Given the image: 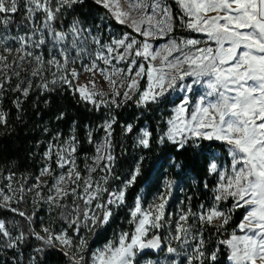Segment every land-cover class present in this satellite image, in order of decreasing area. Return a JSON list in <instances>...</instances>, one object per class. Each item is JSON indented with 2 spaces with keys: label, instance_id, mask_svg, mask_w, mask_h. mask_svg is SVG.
Wrapping results in <instances>:
<instances>
[{
  "label": "snow or ice",
  "instance_id": "6c2138e0",
  "mask_svg": "<svg viewBox=\"0 0 264 264\" xmlns=\"http://www.w3.org/2000/svg\"><path fill=\"white\" fill-rule=\"evenodd\" d=\"M94 2L106 10L102 22L115 20L131 32L104 42L78 19L65 29L66 14L84 0H0V100L7 91L19 93L12 103L23 113V103L34 90L36 78L35 90L41 94L66 86L97 111L101 106L122 107L134 98L138 107L160 105L172 93H180L158 143L170 142L179 151L188 145L202 149L203 141L220 142L231 157L230 168L221 170L212 157L207 171L218 174V182L212 189L211 204H201L193 211L189 203L175 219L174 230L172 217L166 214L172 182L166 181L165 191L147 208L137 196L129 210L130 231L121 230L102 247L92 249L89 236L80 235L81 231L86 229L94 236L110 223L115 210L125 205L126 191L136 181L140 167L138 164L118 190L106 186L115 162L111 152L115 116L101 125L106 133L103 141L95 142L91 131L88 133V142L96 144V155L91 165L85 164L87 176L76 165V137L56 143L61 139L57 133L43 153L44 163L35 183L28 185L29 176L19 183L15 173L4 177L12 195L0 189V209L27 221L28 230L22 229L21 221H10L18 230L14 235L0 220V251L14 250L12 264H43L39 257L50 249L62 252L67 264H140V258L152 251L163 253V259H147L144 264H177L173 256L182 257L179 264H221V257L225 264H264V0H175L179 15L167 0ZM17 15L22 18L17 20ZM177 23L205 38L175 37ZM95 27L99 32L101 26ZM165 37H169L167 43L159 47L150 42ZM89 44L95 49L90 50ZM82 74L89 76L83 84L79 83ZM13 77L20 81L14 88ZM98 77L109 86L110 99L98 88ZM197 86L203 91L197 92ZM64 115L61 112L56 119ZM0 125H8V114L2 109ZM132 131L133 125L128 124L125 132ZM136 140L137 146L149 149L151 132L142 129ZM53 162L61 170L68 167L57 175ZM97 170L105 173L98 181L92 175ZM45 177L52 181L46 197L42 193L48 186ZM14 183L18 187L14 188ZM29 192L36 198L34 206L43 202L49 211L65 209L61 219L67 227L57 230L41 222L40 231H36V210L29 215L12 206L22 203ZM69 196L73 198L70 207L63 203ZM229 200L230 207L226 206ZM237 210L244 214L229 232L227 226ZM165 226L169 229L166 236L161 235ZM31 239L39 244L25 257Z\"/></svg>",
  "mask_w": 264,
  "mask_h": 264
},
{
  "label": "trees",
  "instance_id": "16d2710c",
  "mask_svg": "<svg viewBox=\"0 0 264 264\" xmlns=\"http://www.w3.org/2000/svg\"><path fill=\"white\" fill-rule=\"evenodd\" d=\"M167 3L171 5L173 13L179 15L180 9L175 0H167ZM105 14L106 10L95 4L94 0H84L83 4L75 6L74 11L66 14L64 27L67 29L73 19H78L85 28H92L94 33L109 39L121 36L126 31L131 32V29L117 24L115 20L105 19L102 22L101 17ZM21 18V15L16 16L17 20ZM95 25L101 26L99 32ZM132 35L136 36L135 33ZM172 35L176 37H204L203 34L183 30L178 23ZM137 39L142 40L143 37L137 36ZM43 53L47 58L48 46L43 48ZM49 78L51 77L49 76ZM21 79L25 80L24 86H26L27 78L24 73L21 74ZM19 82L13 77L11 87L14 88ZM38 82L39 78L33 80L34 90L23 103V113H18L12 103L20 95L19 93L7 91L0 100V109L8 114V125H0V170L2 173H15L19 183L24 182L23 176L30 177L28 185L34 182L39 172L40 158L46 143L52 140L57 133L61 134V139L76 137L78 147L74 155L77 161L82 162L83 159L91 156L96 148L95 143L88 142V133L91 131L93 140L97 142L106 134L101 125L111 116L116 118L111 130V152L115 156V162L108 188L114 185H123L124 181L131 178L138 164L140 167V174L136 181L126 191L125 205L115 210L110 223L94 236L87 231L84 234L89 236L92 249L112 239L114 234L121 229H126V226L130 230L132 225H127L130 219L129 210L133 207L137 196L142 194L143 198H148L160 192L163 177H168L172 182L168 205H176L181 202L188 207L190 203L193 210H198L201 204H211L212 189L217 185V177L215 174L208 173V164L211 162L214 151H218L228 161L224 145L220 142L203 141L202 149L188 145L178 151L177 146L170 142L158 143L159 137L167 130L166 121L172 115V109L179 103L180 95L171 94L160 105L150 104L146 108L138 107L134 98L127 101L122 107L101 106L97 111L92 104L81 101L78 94L74 96L72 92L67 91L66 86L65 88L57 87L53 92L41 94L39 90H35V84ZM141 84L145 85L146 80H142ZM21 98L23 99V97ZM117 99H122V96ZM45 101L48 103L45 104ZM61 112L65 114L64 118L57 120L56 117ZM18 115L20 119H17ZM128 124L133 125L131 133L125 132V127ZM45 128H48L49 131L45 132ZM144 128L151 132V147L149 149L137 146L136 137ZM205 183L208 185L207 188L204 187ZM189 198H191L190 201ZM231 203L229 200L226 206L230 207ZM12 206L19 207L29 215L36 210L33 226L36 231H40L41 222L44 223L47 218L43 206L31 204L26 194L22 203L19 205L13 203ZM243 214V210L235 211L232 222L227 226L229 232L240 222ZM51 219L53 228H59L58 220H54L52 217ZM0 220L6 222L14 235L18 230L8 223L10 221H21L22 229L28 230L27 221L10 211L0 209ZM85 230L81 232H85ZM69 234H72L71 229H69ZM38 244V241L31 239L30 246L24 249V256L28 257L33 254V248ZM90 254L88 253V255ZM13 255L14 250L12 249L0 251V262L12 264ZM147 256H154V254ZM39 259L43 264H67V258L63 253L55 249L48 250ZM221 264H225L223 257H221Z\"/></svg>",
  "mask_w": 264,
  "mask_h": 264
},
{
  "label": "rangeland",
  "instance_id": "374dc122",
  "mask_svg": "<svg viewBox=\"0 0 264 264\" xmlns=\"http://www.w3.org/2000/svg\"><path fill=\"white\" fill-rule=\"evenodd\" d=\"M93 34L95 35V34H97V33H94L93 32ZM176 37V36H175ZM113 38V37H112ZM191 38H197V39H204L205 37H203V38H199V37H191ZM90 39V38H89ZM102 39H103V41L104 42H107V41H109L110 39L109 38H107L106 36H102ZM144 39V38H143ZM169 39V37H165V38H163V39H160V38H158V39H154V40H150V42L153 44V46L154 47H159V46H161V45H164V44H166L167 43V40ZM95 45H91V44H89V48H90V50L91 49H95ZM75 53L73 52V55H74ZM72 66H77V65H72ZM120 67H123L124 65L123 64H121V65H119ZM71 67V66H70ZM81 71H82V69H81ZM46 75H48L47 73H46ZM89 78V76L87 75V74H82L81 76H80V78H79V83H86V81H87V79ZM100 82L98 83V88H100L103 92H105L107 95H106V99L107 98H109L110 97V89H109V86L107 85V83L106 82H103L102 80H100V78L98 77L97 78ZM146 85V84H145ZM203 91V89L202 88H200L199 86H197V92H202ZM172 94H174V95H182V94H180V93H172ZM194 99H196V98H198V96H194L193 97ZM173 114V113H172ZM144 129H146V128H144ZM105 135L106 134H104L97 142H101V141H103V139H104V137H105ZM66 140H68V139H60L59 141H57L56 143H63V141H66ZM50 141H52V140H50ZM49 142V141H48ZM48 142L46 143V146H45V150H46V148H47V146H48ZM44 150V151H45ZM44 151H43V153H44ZM53 151L55 152V149H53ZM43 153L41 154V158H40V168H39V172H38V175H39V173H40V170H41V167L43 166V163H44V161H43ZM96 155V148H95V152L91 155V156H89V157H87L86 159H83V161L82 162H79V161H77L76 160V165H77V167H78V169L81 171V174L83 175V176H87L88 175V172L85 170V164L87 163V164H89V165H91L92 163H93V161H92V157H94ZM213 156H215L216 157V162L218 163V165L220 166V169L221 170H227V169H229L230 168V162H231V157H229L228 156V161L218 152V151H214L213 152V155H212V157ZM212 157H211V159H212ZM76 158V157H75ZM102 164L103 163H105L104 161H102L101 162ZM52 167H53V169L55 170V173L58 175V174H60V172L61 171H66V169H67V165L65 166V169L64 170H61V169H59V168H56V165H55V163L53 162V164H52ZM9 173H6V174H4V173H2V171L0 170V189H3V191L5 192V193H7L8 195H12V193L9 191V189L6 187V185L9 183V181H7L6 179H4V177H6L7 175H8ZM37 175V176H38ZM93 175V177H94V179L95 180H100V177L101 176H103V175H105V173L104 172H101V171H99V170H97L95 173H93L92 174ZM216 175V177H217V182H218V174H215ZM15 179H16V181H18V179L15 177ZM44 179H46V180H48V186H45L43 189H42V193H43V195L46 197L47 195H48V188L51 186V183H52V181H51V178H49V177H45ZM166 181H170V179L168 178V177H163L162 178V180H161V191L160 192H158V193H155V194H153V195H151L150 197H148V198H143V196H142V194L140 195V197L142 198V204H143V207H145V208H147L150 204H152L153 202H154V200H155V198L160 194V193H162V192H164L165 191V182ZM33 183H35V181L34 182H31L29 185H31V184H33ZM108 185H109V181H108V184L106 185L107 187H108ZM123 185H114V186H112L111 188H108L110 191H114V190H118L119 188H121ZM13 187L15 188V187H18V184L17 183H14L13 184ZM172 188V187H171ZM80 189H78V191H79ZM171 191V190H170ZM26 196L29 198V201H30V203L31 204H33V200L34 199H36L35 198V196H34V193H32V192H29V193H26ZM72 197L71 196H69L63 203L64 204H66V205H68L69 207L71 206V204H72ZM104 199H106V195H105V197H104ZM78 203H80V201H77ZM135 203V202H134ZM37 205H41V206H43V209H44V212H45V214H46V221L44 222V224H52V219H51V217L52 218H54V220H58V223H57V225H59V228H57V230L58 229H60L61 227H67V225H66V223L64 222V220H62L61 219V213L63 212V211H65V209H62V208H53L52 209V211H49V205L48 204H46V203H43V202H40V203H38ZM134 206V205H133ZM187 208V206H185L184 204H181V202H179V203H176V205H168V203H167V205H166V214H169V215H171V217H172V220H173V224H172V229L174 230V228H175V224H174V221H175V219H177L178 218V215H179V213H180V211H181V209H186ZM193 210V209H192ZM193 211H196V210H193ZM127 225H129V223H127ZM133 226H131L130 227V230H131V228H132ZM121 230H124V231H130L128 228H127V226H126V229H121ZM121 230H119V232L121 231ZM168 227L167 226H165V228L164 229H162L161 230V235H164V236H166L167 234H168ZM86 231L87 230H85V232H81L82 234L81 235H84V234H86ZM118 232V233H119ZM239 234V233H238ZM105 243H107V242H105ZM105 243H103V244H101V245H99V246H96L95 248H93V249H96V248H99V247H102ZM173 246H177L176 245V242H173ZM172 258H174V259H176L177 260V264H179V262H180V260L182 259V257L181 256H173ZM147 259H152V260H159V259H163V253H160V254H154V256H145V257H142L141 259H140V264H144V261L145 260H147Z\"/></svg>",
  "mask_w": 264,
  "mask_h": 264
},
{
  "label": "water",
  "instance_id": "95a60500",
  "mask_svg": "<svg viewBox=\"0 0 264 264\" xmlns=\"http://www.w3.org/2000/svg\"><path fill=\"white\" fill-rule=\"evenodd\" d=\"M148 254H157V252L152 251V252H149ZM140 259H141V258H140Z\"/></svg>",
  "mask_w": 264,
  "mask_h": 264
}]
</instances>
